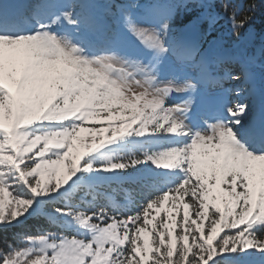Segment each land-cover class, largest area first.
<instances>
[{
  "label": "snow or ice",
  "instance_id": "6c2138e0",
  "mask_svg": "<svg viewBox=\"0 0 264 264\" xmlns=\"http://www.w3.org/2000/svg\"><path fill=\"white\" fill-rule=\"evenodd\" d=\"M187 7L0 0V264H264V44L202 50ZM221 7L240 42L264 0Z\"/></svg>",
  "mask_w": 264,
  "mask_h": 264
},
{
  "label": "trees",
  "instance_id": "16d2710c",
  "mask_svg": "<svg viewBox=\"0 0 264 264\" xmlns=\"http://www.w3.org/2000/svg\"><path fill=\"white\" fill-rule=\"evenodd\" d=\"M224 2L225 0H209L211 6L204 9L198 3H194L193 0H188L187 8L177 10L172 26L177 32L183 26L195 24L200 35V45L203 47L211 41L223 44L224 46H235L242 41L237 42L232 34L229 16L221 7ZM227 2L230 5L229 12L232 8H238L242 14L243 10L250 3V0H227ZM205 11L216 17L215 23L211 27L206 19L200 18L201 14ZM244 32L246 35L243 41H250L259 50L261 45L264 44V7L257 11L254 20L248 28L244 29ZM249 36L251 40H249ZM33 223L36 222L34 221ZM9 235H11L10 232Z\"/></svg>",
  "mask_w": 264,
  "mask_h": 264
},
{
  "label": "rangeland",
  "instance_id": "374dc122",
  "mask_svg": "<svg viewBox=\"0 0 264 264\" xmlns=\"http://www.w3.org/2000/svg\"><path fill=\"white\" fill-rule=\"evenodd\" d=\"M192 35L193 37L195 38L196 34H194V32L192 31ZM99 38V35H94L92 36L90 39H93V40H96ZM239 47H247L249 50H254V47H248V45L246 43H240L238 44ZM237 47L234 46L233 48H226V47H221L219 45H211L209 48H207L206 50L209 51V53H212L216 50H220V49H223V50H228V51H233L235 50V48ZM255 73H256V82H257V88H259L261 86L262 83H264V69H261L260 67H257L255 69ZM224 89H232L233 88V84L229 81H225L224 82V85H223ZM213 91V92H212ZM210 90V89H202V94L204 95L205 99L211 103L215 98H217L220 93H221V89H216V90ZM167 206V205H166Z\"/></svg>",
  "mask_w": 264,
  "mask_h": 264
}]
</instances>
